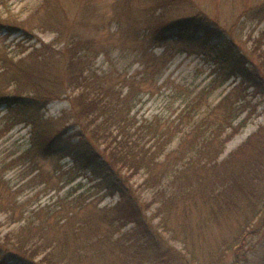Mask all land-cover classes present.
<instances>
[{
  "label": "rangeland",
  "instance_id": "obj_1",
  "mask_svg": "<svg viewBox=\"0 0 264 264\" xmlns=\"http://www.w3.org/2000/svg\"><path fill=\"white\" fill-rule=\"evenodd\" d=\"M162 1L0 0V25H19L12 31L0 27V71L4 68L3 55L19 61L43 44L50 43L52 47L54 44L56 49L63 47L58 30L72 25L71 35L91 50L90 66L100 75L102 85L115 84L122 94L132 89L130 123L139 126L152 122L162 127V136H153L144 127L143 137L136 139L143 149L157 151L154 169L149 171L142 166L138 172L134 170L135 173L125 169L132 176L131 184L140 199L148 204V217L160 226L163 237L177 249L186 252L188 248L191 254L187 255L194 256L196 264H215L212 262L215 252L219 254L222 249L226 252V241L235 232L242 213L254 210L252 203L241 198V212H220L219 218L207 221V229L202 233L198 223L208 219L203 196L213 180L209 179L203 190L197 182L201 174L192 173L187 183H172V172L164 179L153 174L163 170V160L172 158L174 150L193 138L199 139V147L189 154L196 161L211 165L209 157L213 152L207 155V151L200 148L209 144L208 147L215 148L213 151L219 149L215 161H224L221 163L224 173L232 168L240 170L242 165L235 158L227 159L264 125V95L227 63L207 57L197 40L174 37L155 43L150 35L151 27L203 12L224 24L252 49L253 39L264 30V20L241 17L242 3L238 0ZM134 27L140 29L139 35L134 34ZM153 54L159 57L156 66L151 60ZM29 56L25 62L37 58ZM80 89L79 85H71L61 97L50 101L44 109L46 116L61 117L64 110L71 108L70 97ZM12 114L6 104L0 105V241H5L12 231L29 229L33 234L26 249L39 252L34 255L36 262L43 261L46 253L62 249L63 253L77 252L73 264H124L127 261L139 264L140 256L136 258L123 252L110 238L103 241L104 247L87 244L91 235L105 237L111 233L109 229L117 213L124 216L122 222L127 225L115 232L114 239L126 231L129 232L128 239L125 237L127 241L135 238L132 232L135 223L125 216L120 193L108 190L99 176L76 161L67 152L66 141L58 146L59 152L42 150L33 141L32 124ZM230 133L233 135L225 141ZM258 138L263 141L264 134L260 132ZM247 152L251 156L255 154L251 150ZM188 158L189 155L186 160ZM171 160L174 163L175 160ZM183 162L178 164L181 166ZM185 185L194 189V204L189 202L191 199L183 198L182 193L178 204L169 207L168 218L171 228L174 226L177 234L185 237L186 245L172 229L163 231L159 222L163 220L160 212L163 198L178 189L186 194ZM260 190L264 193L262 188ZM255 217L252 228L255 233L249 238L248 258L242 264H264V212H258ZM224 258L223 264L230 263L231 253L226 252Z\"/></svg>",
  "mask_w": 264,
  "mask_h": 264
},
{
  "label": "trees",
  "instance_id": "obj_2",
  "mask_svg": "<svg viewBox=\"0 0 264 264\" xmlns=\"http://www.w3.org/2000/svg\"><path fill=\"white\" fill-rule=\"evenodd\" d=\"M238 1L242 3L241 17L264 20V0ZM161 16L163 12L160 13L159 17ZM22 26L27 28L26 25ZM0 27H7L12 31L17 30L19 25H0ZM71 27L72 25H65L58 30L59 35L62 36L58 39L64 42L61 48L56 49L54 44L52 47L50 43L43 44L41 48H34L19 61H14L7 55L2 56L4 68L0 71V105L6 104L14 117L24 118L32 124L33 141L42 150L49 153L59 152L58 146L62 141H66L67 152L76 161L83 163L90 168L93 174L99 176L101 183L108 190L120 193L126 211L125 216L135 223V230L132 231L135 238L131 242L127 241L129 232L126 231L114 239L115 232L127 225L125 221L122 222L124 216L117 213L109 229L111 233L105 237L96 235L92 237L91 235L90 241L87 238L88 245L97 243L104 247L103 241L110 238L123 252L136 258L140 256V261L137 262L139 264H142L143 260L149 264H196L197 259L187 255L191 254L188 248L186 252L177 249L163 237L159 230L160 226H156L150 220L146 212L148 204L140 199L136 188L131 184L130 177L132 176L127 174L128 170H125L138 172L142 166L149 171L154 169L157 151L149 148L143 149L136 139L143 137L141 133L144 127L153 136H162V127L152 122L139 126L130 123L129 114L133 106L132 89L122 94L115 84L102 85L100 75L90 66L91 50L85 47L82 40H76L75 36L71 35ZM151 28L150 35L155 43L174 37L197 40L207 57L217 62L227 63L231 70L238 73L244 81L264 95V30L253 39L251 49L224 24L203 12L197 11L177 19L163 21L155 28ZM139 30L135 28L134 34L139 35ZM27 56L37 58L33 62H25ZM151 60L153 66H156L159 57L153 54ZM67 84L81 86L79 92L70 97L71 108L64 110L58 119L46 116L44 109L47 104L61 97L69 87ZM69 119L72 121L68 124ZM71 129L73 131L68 133ZM260 132L264 134V125H261L227 159L235 158L242 165L239 167L240 170L232 168L230 172L228 170L224 173L221 170L223 169L221 163L224 161H215L219 149L213 151L215 148L208 147L209 144H205L204 147L200 146V148L204 152L207 151V155L213 152L214 155L209 157L210 161L208 160L211 165L196 161L197 159L189 154V151H194L199 147V139L193 138L187 142V145L184 142L181 147L174 150L172 158L163 160V170L155 171L153 174L154 177L159 176L164 179V176L172 172V183H187L192 173L201 174L197 182L203 190L209 184V179L213 180L206 195L203 196V203L206 204L208 210L206 212L208 219L206 221L202 219V224L198 223L199 231L202 233H204L202 230L207 229L205 227L208 224L207 221L219 218L220 212L226 210H240L241 212V198H246L252 203L254 210L250 213H242L243 216L237 223L235 232L226 241L225 250L232 255L228 264H242L247 260L249 238L255 233L252 229L255 225V214L257 215L260 211L264 212V193L260 190L262 188L264 191V140L260 141L258 138ZM232 135L233 133L227 135L225 141ZM203 141L200 143L203 144ZM163 144L162 141L161 149H163ZM249 150L255 154L251 156L250 152H247ZM188 155L189 158L186 160ZM171 159L175 160L174 163ZM181 162L183 163L180 166L178 163ZM166 170L168 171L163 174ZM216 182L220 184H215ZM184 188L187 190L186 194L178 189L174 190L175 192L170 197L163 198L160 208L163 220L160 219L159 222L161 227L163 226V231L172 229L173 234L181 238L186 245L185 237H180L174 226L171 228L168 218L169 207L178 204L182 193L183 198L187 201L191 199L189 202L194 204V189L186 188V185ZM195 192L197 193L196 189ZM164 213L167 214L164 215ZM32 234L29 229L12 231L7 234L5 241H0V264H73L75 256H78L76 251L63 253L62 249H57L58 252L53 250L52 253H46L41 259L42 263L36 262L33 260L34 255H39V252L26 249ZM217 253L218 251L215 252L212 262L223 264L224 250ZM61 256L63 259L60 258ZM57 257L59 261H56ZM124 264L130 263L127 261Z\"/></svg>",
  "mask_w": 264,
  "mask_h": 264
}]
</instances>
